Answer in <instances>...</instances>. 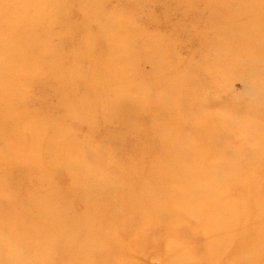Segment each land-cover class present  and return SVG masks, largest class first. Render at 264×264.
<instances>
[{
  "label": "rangeland",
  "instance_id": "obj_1",
  "mask_svg": "<svg viewBox=\"0 0 264 264\" xmlns=\"http://www.w3.org/2000/svg\"><path fill=\"white\" fill-rule=\"evenodd\" d=\"M0 264H264V0H0Z\"/></svg>",
  "mask_w": 264,
  "mask_h": 264
}]
</instances>
